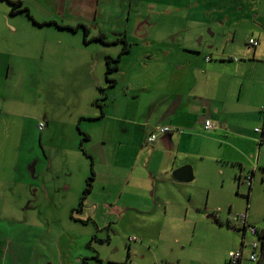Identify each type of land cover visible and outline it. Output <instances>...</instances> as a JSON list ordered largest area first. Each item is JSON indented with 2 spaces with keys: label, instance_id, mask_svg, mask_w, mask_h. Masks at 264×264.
<instances>
[{
  "label": "rangeland",
  "instance_id": "1",
  "mask_svg": "<svg viewBox=\"0 0 264 264\" xmlns=\"http://www.w3.org/2000/svg\"><path fill=\"white\" fill-rule=\"evenodd\" d=\"M95 1L74 0L65 11V17L75 20L74 28L76 22H83L73 33L52 26L34 27L23 13L9 15L21 23L19 33L8 29L4 33L11 36L10 47L22 55L19 62L26 67L25 74L10 77L11 83L25 87L23 98L21 88L19 92L25 118L9 117L11 131L16 127L20 135L13 139L11 132V148L0 149V165L11 164L12 141L19 140L25 166H20L23 176L17 173L5 178L0 171V264H81L84 259L87 264H224L229 252L242 246L248 252L249 245L258 242L257 236L244 234L233 217L248 210V222H258L264 229L262 169H257L249 192L245 184L229 179L170 182L173 187L205 193L211 187V194L223 201L207 200L200 192V201L187 215L165 216L162 209L139 215L128 205L134 200L135 188L128 186L118 200L114 188L109 189L113 195L107 196L102 187L121 183L132 173L134 152H119L115 161L103 160L101 152L105 149L104 157L114 156L116 145L130 138L120 134L123 128L140 137V124L156 126L162 110L154 114L147 107L156 105L165 90L192 80L194 73L188 71V64L203 65L206 53L248 44L254 22L249 14L263 5L248 4L246 9L247 2L240 0L232 7L239 15L228 29L208 21L199 25L200 30H191L185 22L192 21L193 14L204 18L208 13L200 8L196 13L187 11L197 0H100L98 5ZM32 6L33 18L62 22L64 16L56 15L53 8ZM83 26L89 35L84 36ZM237 34L238 40L232 41L231 35ZM186 35L195 52L183 47ZM125 44L126 54L122 53ZM209 45L218 48L210 51ZM118 57L117 70L106 75L107 62L113 66L111 60ZM86 79L95 99L87 92ZM98 99L101 108L92 104ZM136 110L149 112L137 119ZM29 114L39 116L40 122L28 119ZM94 114H105V118L85 117ZM122 119L135 121L137 126ZM39 123L44 125L42 131ZM85 134L92 139L83 140ZM100 139L106 140L102 150ZM259 148L264 153V143ZM260 158L264 160V155ZM248 161L242 181L256 167L255 158ZM140 163L141 175L148 178L150 173ZM133 175L129 185L136 183ZM14 177L19 185H8ZM87 188L90 191L84 194ZM148 195L153 196L150 189ZM148 195L146 200L151 199Z\"/></svg>",
  "mask_w": 264,
  "mask_h": 264
},
{
  "label": "crops",
  "instance_id": "2",
  "mask_svg": "<svg viewBox=\"0 0 264 264\" xmlns=\"http://www.w3.org/2000/svg\"><path fill=\"white\" fill-rule=\"evenodd\" d=\"M18 1L29 10V13H32V5H41L53 8L57 13L56 15L64 16L61 18V23L57 22L55 18L46 20L34 18L38 23L57 22V25L62 28L74 27L75 25L73 18L65 17V11L72 8L74 0H0V149L2 151L4 148L10 151L11 132L13 139L15 137L18 139L20 135V130L16 127L14 131H11L9 117L19 115L25 118L24 109L20 105L24 101L19 98L20 88L23 98L25 87H19L20 83L16 85L11 83L13 79L10 77L11 74L14 76L25 74L26 67H23L19 62L23 59L22 55L15 53L10 47L11 36L8 37L4 33L5 29H8L12 34H17L21 30L20 20L9 18L11 3ZM116 1L118 0H114V3ZM245 1L247 2L246 9L248 4L263 5V7L260 5L256 11L252 10L249 14L254 22L252 23L248 44L244 43L241 47L239 45L231 46L227 52L214 51L213 53H206L203 65L191 66L188 64V71L194 73V76L191 77L192 80H187V82H182L177 87L165 90V96L158 100L156 105L151 103L147 107L154 114H158L157 112L162 110L161 117L153 124L156 125L155 127L169 125L186 129L183 134L159 135L154 143L148 145L147 139L153 132L154 126L148 123L140 124V127L143 128V131H139L140 137L132 130L123 128L120 130V134L130 136V138L120 141L116 145L113 157L110 153L107 157H104L105 149L103 148L106 140H99L101 150L103 149L101 157L105 161H115L119 152L121 154L134 152L135 154L132 173L129 176L121 183L102 185L106 189L107 196L113 195L110 190L114 188L119 200L123 197L127 187L130 186V188H135L136 191L131 195L134 200L128 205L131 207L130 210L139 215L149 214L159 209L164 210L165 216H178L181 213L187 215L189 210L196 207L200 201V192L204 194L205 191L190 190L182 186H170V182H177L172 177L175 171L184 167L191 168L193 178L185 183H191L195 178L201 180L207 178L209 182L220 178L234 182L236 180L238 185L239 183L243 184L241 177L248 170L246 167L249 166L248 159L250 157L255 158L256 164V167L250 170L252 183L257 169L260 168L264 171V160L260 158V156L263 157L264 153H261V148H259L261 133L255 132V129H262L264 114V0ZM31 2L34 3L31 4ZM99 3L100 0L95 1L96 5ZM195 4V7L187 11L196 13L200 8L208 11V13L204 18L199 17L198 14H193L195 18L192 21L187 20L185 22V25L191 30H200L199 25H203L208 21L228 29L234 17L239 15L232 7L238 6L240 0H215L214 2L212 0L209 2L197 0ZM32 25L37 28L50 26H37L33 23ZM76 25H83V22H76ZM52 28L65 33H73L54 26ZM238 36V34L236 37L231 35L232 41L235 40L236 42ZM250 39L257 40L258 45L253 47L250 44ZM190 41L188 35L183 37V47L195 52ZM207 48L213 51L218 47L214 48L209 45ZM207 57L210 58L209 61L206 60ZM234 58L236 61L233 60ZM189 74L192 73L188 72L187 75ZM85 85L89 95L95 99L96 96L91 93L93 86L88 79L85 80ZM28 92L30 93L31 90H28ZM31 105H33L32 102ZM21 108L23 109L22 112L20 111ZM148 112L140 113L139 110H136L137 119L146 116ZM27 117L31 121L37 120L40 122L39 116L36 118L34 114H29ZM85 117L91 120H100L105 118V114H94ZM46 119L45 122L47 123V116ZM122 120H127L132 125L137 126L135 121ZM206 120L213 122V129L205 130L203 128V122ZM88 135L89 139H92L90 134ZM103 137H105L104 134ZM18 141H12L13 154L10 157L13 159L11 164L0 165L1 175L5 178L13 175L17 176V173L21 175V165L24 169L25 159L21 153V147L17 143ZM256 149L259 152L255 156ZM91 155L94 157L93 152H91ZM140 160V166L150 173L148 178L140 173L141 170L138 168ZM133 174L136 176V183L129 185V181L135 179ZM20 175L17 178L23 176ZM19 183V180L14 177V182L8 185H19ZM210 188L207 190L208 193H205L207 200L213 199L215 202H222L221 197L211 194ZM149 189L153 193L152 197L148 195ZM186 194L187 197L184 199ZM147 195L151 199L146 200ZM246 212L248 213V210ZM214 220L219 221L216 217ZM167 221L168 219L165 222L166 224ZM248 224L257 229H263L259 228L258 222L251 224L248 222ZM175 242L178 243V239H175Z\"/></svg>",
  "mask_w": 264,
  "mask_h": 264
},
{
  "label": "built area",
  "instance_id": "3",
  "mask_svg": "<svg viewBox=\"0 0 264 264\" xmlns=\"http://www.w3.org/2000/svg\"><path fill=\"white\" fill-rule=\"evenodd\" d=\"M250 44L253 47H256L258 45L257 41H250ZM236 61V59H233ZM44 128V125L42 123H39L38 129L42 131ZM214 128L213 123L210 120H206L204 122V129L205 130H211ZM175 132H180V128L173 127V126H157L153 128V132L147 139V144L150 145L154 143V141L158 138L159 135H165L169 133H175ZM255 132L260 133V129H255ZM243 184H245L247 187H251L252 183V177L250 175H247L243 181ZM248 213H242V214H236L233 217V222L238 223V225L242 228H244V234L245 233H250L252 235H256L257 228L249 225L248 221ZM245 246H242L239 250L237 251H231L228 253L227 260L225 264H259L260 262V252H259V242H252L249 245V251L245 252Z\"/></svg>",
  "mask_w": 264,
  "mask_h": 264
},
{
  "label": "trees",
  "instance_id": "4",
  "mask_svg": "<svg viewBox=\"0 0 264 264\" xmlns=\"http://www.w3.org/2000/svg\"><path fill=\"white\" fill-rule=\"evenodd\" d=\"M22 13L25 14L26 17H28L31 20V22L33 24L37 25V26H44V25H50L51 26L52 25V26H54L56 28L66 29V30L71 31V32H76L79 29V27L81 26V25H77V27H75V28L74 27H64V28H62L61 26L57 25V22L56 23L55 22H49L48 24H41V23H38V22H36L34 20V18L30 15L29 10L27 8H25L22 5L21 2L18 1V2H15V3H11L10 15H17V14H22ZM87 35H89V30H88V28L84 27V36H87ZM96 39L102 41V37H99V38L97 37ZM128 52H129L128 45L125 44L122 53L126 54ZM119 59L120 58L118 57L117 59H114V60L112 59L111 60L115 64L113 66H111L109 64V62H107L108 67H107V70H106V75H108V74H110V73H112V72L117 70V68H118L117 62H119ZM206 60L209 61L210 58L207 57ZM98 90H99V93H103V91H104L103 89H99V88H98ZM99 100L100 99L95 100L92 104L101 108L102 105L99 103ZM103 100L104 99H102V101ZM89 120H91V119H89ZM260 133H261L260 134V136H261V141L260 142L264 143V114H263L262 129H261ZM83 140L87 141V140H89V137L85 134L84 137H83ZM84 154L86 156L90 157L88 154H86L85 151H84ZM92 178L93 177L88 178V181H87V183L90 186V188H91V184L90 183L92 181ZM90 188H87L85 190L84 194H88L89 191H90ZM250 188L251 187H248L249 191H250ZM231 228L233 230H235V227H231ZM242 230H243V233H244V228H242ZM256 236H257V239H258V242H259L260 262L261 261L264 262V229H257ZM81 264H87L85 259L81 262Z\"/></svg>",
  "mask_w": 264,
  "mask_h": 264
},
{
  "label": "water",
  "instance_id": "5",
  "mask_svg": "<svg viewBox=\"0 0 264 264\" xmlns=\"http://www.w3.org/2000/svg\"><path fill=\"white\" fill-rule=\"evenodd\" d=\"M172 177L175 181L180 182V183L188 182L192 180L193 178L190 167H184V168H181L175 171L172 174ZM210 218L214 220V217H210Z\"/></svg>",
  "mask_w": 264,
  "mask_h": 264
}]
</instances>
